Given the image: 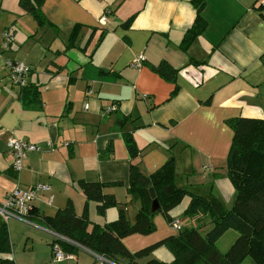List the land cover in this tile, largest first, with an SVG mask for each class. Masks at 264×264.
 Wrapping results in <instances>:
<instances>
[{"label":"crops","instance_id":"crops-1","mask_svg":"<svg viewBox=\"0 0 264 264\" xmlns=\"http://www.w3.org/2000/svg\"><path fill=\"white\" fill-rule=\"evenodd\" d=\"M259 1L205 0L200 11L205 24L185 46L197 13L192 0H36L43 23L19 0H0V44L4 30L13 33L9 48H0V200L16 186L43 184L47 189L32 201L36 214L54 215L70 200L79 215L85 199L79 181L102 182L133 222L141 204L126 190L127 133L138 151L133 161L144 174L173 158L176 186L215 196L230 208L235 190L226 158L232 120L264 118ZM139 56L143 59L135 65ZM7 59L31 66L28 82L38 86L37 99L21 101L7 75ZM111 104L116 109L105 113ZM10 137L39 147L26 153L18 172L11 168ZM189 200L186 195L176 205L181 212L169 211L181 227L177 213ZM88 211L99 226L118 213L110 207L99 214L91 203ZM195 219L201 225L197 215L188 227ZM32 222H7L10 250L0 251V257L16 264H97L84 249L54 262L53 237L38 217ZM153 222V232L122 239L130 252L178 232L161 212ZM210 226L206 217L200 229ZM152 258L169 264L174 256L160 245L137 262Z\"/></svg>","mask_w":264,"mask_h":264},{"label":"trees","instance_id":"trees-1","mask_svg":"<svg viewBox=\"0 0 264 264\" xmlns=\"http://www.w3.org/2000/svg\"><path fill=\"white\" fill-rule=\"evenodd\" d=\"M35 1L19 0V4L43 23L38 9L39 4L36 5ZM204 1L192 0L197 13L193 24L185 32L183 38L185 46L193 41L205 24V20L200 15ZM72 44L70 41L69 45ZM18 89L19 98L23 102L32 101L39 96L38 86L29 82ZM231 128L233 136L226 166L227 176L233 185L235 195L230 208L215 196L206 197L186 187L176 186L173 158L167 160L162 167L150 175L144 174L139 162L133 161L138 151L132 138L126 133V145L131 157L129 185L126 190L130 196L139 199L141 204L133 222L129 221L125 209L121 206L117 208L115 220L103 226L94 224L92 229H88L91 222L88 211L89 201L96 203V211L99 214H104L107 208L119 204L113 195L103 191L108 184L102 182L79 181V187L85 197L79 215L75 213L70 200L54 215L39 216L33 208L31 213L48 229L114 262L139 264L138 258L148 255L157 246L164 245L174 256L169 264H239L247 256L252 258L254 264H264V118L239 116L232 120ZM186 195L190 200L184 214L191 217L197 215L208 217L210 228L202 232L200 226L181 227L176 235L166 237L136 252H130L125 247L122 242L125 236L149 234L154 231L153 216L157 212L163 213L166 220L171 223L174 219L169 211ZM154 199H157L159 208L151 211L150 207ZM228 229L235 230L238 235L222 252L216 246V241ZM60 247L67 253H74L80 249L67 241H60ZM9 250L7 223L1 221L0 251ZM0 264L16 263L10 257H0ZM144 264H162V262L152 258Z\"/></svg>","mask_w":264,"mask_h":264},{"label":"built area","instance_id":"built-area-1","mask_svg":"<svg viewBox=\"0 0 264 264\" xmlns=\"http://www.w3.org/2000/svg\"><path fill=\"white\" fill-rule=\"evenodd\" d=\"M259 5L262 9H264V0L259 1ZM101 23L105 21V15H102L99 19ZM13 40V33L10 30H4L2 33V42L0 44V48L4 50L8 49L11 42ZM142 56L137 57L135 65H140ZM5 69L7 70V75L10 78L11 84L16 87H24L28 83V76L31 70V66L22 61L10 60L7 59L5 63ZM88 104L84 103V108H87ZM115 105H108L105 107L104 112L108 113L110 111L115 110ZM9 146L12 162L11 168L18 172L22 168L23 160L28 151L38 150L39 147L36 144L17 139L15 137H10L7 141ZM47 189V186L43 184L35 185L31 188H22L20 186H16L14 189L10 190L6 193L4 198L0 200V219L4 222H9L10 220H17L27 224H33L32 217V201L34 200L36 194L39 191H43ZM171 227L175 230H179L181 228V224L178 220H173L170 223ZM45 227V226H44ZM47 231L53 237V243L51 244V250L53 254V261H60L63 259L73 258L72 253H67L62 250L60 247V241H67L69 243L77 245L80 249L87 250L85 247L77 244L66 236H63L59 233H56L47 227H45ZM92 255L95 257L97 264H128L126 262H114L106 257L93 253Z\"/></svg>","mask_w":264,"mask_h":264},{"label":"rangeland","instance_id":"rangeland-1","mask_svg":"<svg viewBox=\"0 0 264 264\" xmlns=\"http://www.w3.org/2000/svg\"><path fill=\"white\" fill-rule=\"evenodd\" d=\"M178 180V178L176 177V181ZM124 199V197L122 198ZM85 202V199H84ZM81 205V211L83 209V204ZM89 203H91L92 207H95L96 203L94 201H89ZM118 207H121L120 204L113 206V208L117 209ZM110 208V207H109ZM107 208V209H109ZM177 209L179 212H181V206H176L174 207V209ZM178 216L181 218V222L183 223L184 227H187L189 224V218H192L191 216L185 215L184 212L183 213H177ZM183 214V215H182ZM127 215V213H126ZM202 219L199 221L200 222V226H204V222L206 221V216H201ZM91 222L89 223L88 229H92L93 225H94V221L93 219L90 217ZM195 225H199L197 224V220L195 219ZM238 233L233 230V229H228L226 230L221 236L220 238L217 239L216 241V246L218 247V249L222 252H224L231 244L232 242L235 240V238L237 237ZM50 236V235H49ZM52 236V235H51ZM239 264H254V261L252 260V258L250 256L245 257Z\"/></svg>","mask_w":264,"mask_h":264},{"label":"water","instance_id":"water-1","mask_svg":"<svg viewBox=\"0 0 264 264\" xmlns=\"http://www.w3.org/2000/svg\"><path fill=\"white\" fill-rule=\"evenodd\" d=\"M158 208H159V204H158V202H157V199H154V200L152 201V204H151L150 210H151V211H155V210L158 209Z\"/></svg>","mask_w":264,"mask_h":264}]
</instances>
